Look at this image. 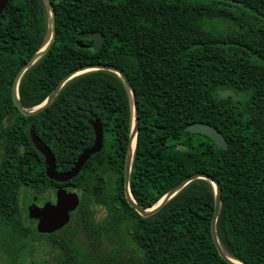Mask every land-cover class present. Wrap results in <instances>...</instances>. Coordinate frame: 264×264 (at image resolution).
<instances>
[{
	"label": "trees",
	"instance_id": "16d2710c",
	"mask_svg": "<svg viewBox=\"0 0 264 264\" xmlns=\"http://www.w3.org/2000/svg\"><path fill=\"white\" fill-rule=\"evenodd\" d=\"M50 3L54 38L28 71L50 74L51 86L87 64H108L124 73L136 104L128 177L135 203L147 208L189 174L204 173L220 189L215 231L222 251L241 264H264V0ZM0 25L6 33L0 36V56L17 57L0 62V73L14 72L46 39L43 0H7ZM89 31L102 34L97 48ZM5 99L0 93V103ZM52 104L58 169H68L91 145L89 119L101 124V148L70 179L78 205L63 228L27 232L6 207L0 225L13 229L0 234L4 262L229 264L211 238L213 189L207 180L189 181L147 216L127 203L123 162L131 99L115 73L77 74L63 83ZM194 121L217 128L226 146L184 129ZM43 136L50 145L45 129ZM97 208L104 211L99 218Z\"/></svg>",
	"mask_w": 264,
	"mask_h": 264
},
{
	"label": "flooded vegetation",
	"instance_id": "af4514ba",
	"mask_svg": "<svg viewBox=\"0 0 264 264\" xmlns=\"http://www.w3.org/2000/svg\"><path fill=\"white\" fill-rule=\"evenodd\" d=\"M1 27L0 25V29ZM4 34L6 33L2 31L0 36ZM4 52L10 54L9 50H4ZM33 53L26 60L22 61L14 72L6 71L0 73V93L5 96V100L7 101L0 103V198L2 199L0 201V220L3 219L5 221L7 218L5 215L7 213L6 207L11 206L13 208L11 212L15 215L19 226L23 227L27 232L34 231L39 234H52L54 231L39 232L37 230L39 221L30 212L31 207H41L46 202L53 204L56 190L71 191V180L56 181L46 174L44 158L34 144L31 133L51 153L55 171L62 173L72 165L66 170H60L55 164L52 143L54 139L55 116L54 105L52 104L53 98L48 104L38 108L39 103L54 88L53 85L51 86L50 74L41 71H28L42 55L18 73L19 69L28 61ZM16 60L17 57H12L11 55L0 56V62L12 63ZM15 78L14 91L19 101V106L12 100ZM49 86H51L50 89L47 90L40 100L31 103V99L45 92ZM22 110L28 112L24 113ZM44 129L46 130L48 141L51 142L50 145L44 141ZM69 220L70 214L68 221L61 228L67 225ZM12 229L11 225L4 223L0 225V234L3 235L4 233L6 235V231L9 232ZM4 259H6V254L3 258H0V264H21L20 262L6 263Z\"/></svg>",
	"mask_w": 264,
	"mask_h": 264
},
{
	"label": "water",
	"instance_id": "95a60500",
	"mask_svg": "<svg viewBox=\"0 0 264 264\" xmlns=\"http://www.w3.org/2000/svg\"><path fill=\"white\" fill-rule=\"evenodd\" d=\"M7 0H0V11L5 6ZM43 4L46 8V11L48 13V34L46 36V39L42 42L39 49L33 53V55L28 59V61L19 69L18 73L23 70L24 67H26L28 64H30L32 61H34L36 58L43 55L50 44L53 41L55 28H54V11L52 8V5L50 3V0H43ZM87 38L91 39L93 41L94 48H97L101 42L102 34L98 31H89L86 34ZM95 69H103L108 70L113 73H115L122 81L123 86L127 89L130 95L131 99V111H132V123L130 127V131L128 134V141L124 156V162H123V193L124 197L129 204L139 215L141 216H147L152 214L156 209H158L160 206H162L171 196H173L179 189H181L186 183L189 181L201 178L207 180L213 189V209H212V215L210 218V234L213 241V244L218 252V254L224 258L229 264H241L240 262L234 263L232 262L226 254L222 251L218 239L216 236L215 231V219L218 214L219 210V203H220V189L218 184L212 179V177L200 173V172H194L183 178L181 181H179L176 185L171 187L169 190H167L155 203H153L151 206L147 208H142L140 205L136 204L135 201L132 199L130 192L128 190V177H129V169H130V162L133 152V146H134V140H135V132L137 127V118H136V104L134 101V93L131 88V86L128 83V80L124 73L120 71L118 68L108 65V64H87L84 66H79L70 72H68L66 75H64L62 78L59 79V81L56 83L54 88L50 91L48 96L42 100L38 108L43 107L44 105L48 104L52 98L55 96L58 89L63 85L65 81L72 78L73 76L89 71V70H95ZM16 83V78L13 82V90H12V100L13 102L19 106V101L17 99L16 93L14 91ZM22 112L27 113L28 111L22 110ZM92 131H93V140L91 145L85 147L80 151V153L77 155L75 161L73 162L72 166L62 172L58 173L54 169V161L51 153L47 149V147L38 139L36 138L32 133L31 137L36 145L37 149L40 151L44 158V162L46 164L45 172L50 177L53 178L56 181H65L68 179L73 178L82 167L83 163L89 158L90 155L98 152L101 148L102 143V127L98 120H88ZM185 130L189 132H199L203 133L207 136H209L217 146L219 147H225L226 141L224 137L222 136L221 132L213 127L212 125L201 122V121H194L190 122L185 125ZM78 205V194L74 191H65L63 189H58L55 192V200L53 204H50L49 202H46L43 206L37 207L33 206L31 207V213L34 216L35 219L39 221V225L37 226V230L39 232H52L59 228H61L69 219V214ZM235 260V259H234Z\"/></svg>",
	"mask_w": 264,
	"mask_h": 264
},
{
	"label": "rangeland",
	"instance_id": "374dc122",
	"mask_svg": "<svg viewBox=\"0 0 264 264\" xmlns=\"http://www.w3.org/2000/svg\"><path fill=\"white\" fill-rule=\"evenodd\" d=\"M104 211L102 208H97L94 212V217L95 218H99L103 215Z\"/></svg>",
	"mask_w": 264,
	"mask_h": 264
},
{
	"label": "bare ground",
	"instance_id": "6f19581e",
	"mask_svg": "<svg viewBox=\"0 0 264 264\" xmlns=\"http://www.w3.org/2000/svg\"><path fill=\"white\" fill-rule=\"evenodd\" d=\"M227 256V255H226ZM232 262H234V263H238L236 260H234L233 258H231V257H229V256H227Z\"/></svg>",
	"mask_w": 264,
	"mask_h": 264
}]
</instances>
